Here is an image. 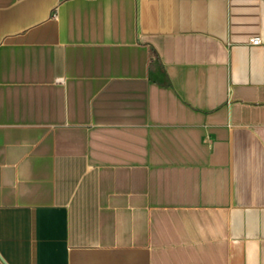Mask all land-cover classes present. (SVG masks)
<instances>
[{"label":"crops","instance_id":"0c3cea01","mask_svg":"<svg viewBox=\"0 0 264 264\" xmlns=\"http://www.w3.org/2000/svg\"><path fill=\"white\" fill-rule=\"evenodd\" d=\"M0 264H264V0H0Z\"/></svg>","mask_w":264,"mask_h":264},{"label":"built area","instance_id":"2783aa9c","mask_svg":"<svg viewBox=\"0 0 264 264\" xmlns=\"http://www.w3.org/2000/svg\"><path fill=\"white\" fill-rule=\"evenodd\" d=\"M250 44H252V45H260L261 44V39L259 37L251 38Z\"/></svg>","mask_w":264,"mask_h":264}]
</instances>
